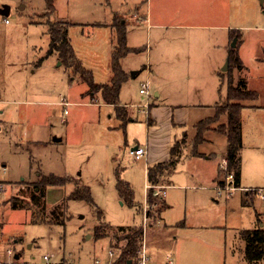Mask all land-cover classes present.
I'll return each mask as SVG.
<instances>
[{
	"label": "rangeland",
	"instance_id": "1",
	"mask_svg": "<svg viewBox=\"0 0 264 264\" xmlns=\"http://www.w3.org/2000/svg\"><path fill=\"white\" fill-rule=\"evenodd\" d=\"M133 1L55 0L52 13L45 0H0V9L9 8L7 16L0 15V264H45L44 256L50 264H106L109 251L114 264L125 244L117 232L121 226L145 229L153 264H166V258L174 264H246L238 232L264 229V115L241 112L242 192L219 198L212 188L226 146L220 133L207 134L208 142L197 147L199 157L192 155V125L202 110L197 106L227 102L229 65L213 68L204 55L212 41L217 47L210 58L225 57L220 33L131 25ZM233 4L234 26L264 28V0ZM121 20L127 24L130 50L119 61L126 78L118 101L126 121L100 93H88L79 75L55 55L45 57L48 23H67L75 59L93 83L109 84L116 43L111 26L116 28ZM255 71L249 67L246 78L258 90V105H264V83L250 78ZM146 83L148 96L139 93ZM61 99L70 104L66 115L58 105ZM213 115L205 111L203 117ZM185 135L181 158L163 174L164 185H156L169 184L166 196L147 191L148 162L167 160L171 147ZM136 146L149 155L134 160L128 152ZM50 175L69 183L47 189L42 211L33 204L28 185ZM219 179L224 175L218 170ZM118 184L129 186L131 203L119 195ZM84 188L89 200L66 199L74 190L83 194ZM147 192L152 205L146 204ZM16 194L18 200L12 199ZM149 228L154 229L149 233Z\"/></svg>",
	"mask_w": 264,
	"mask_h": 264
},
{
	"label": "trees",
	"instance_id": "2",
	"mask_svg": "<svg viewBox=\"0 0 264 264\" xmlns=\"http://www.w3.org/2000/svg\"><path fill=\"white\" fill-rule=\"evenodd\" d=\"M54 1L55 0H45L46 8L52 13L54 11ZM68 27L69 24L64 22L48 23L46 34L49 37V45L45 57L55 55L67 69L71 70L73 74L79 75L81 82L88 86V93H100L103 102L115 107L118 117L123 116L126 121L127 118L123 110L124 107H120L118 101L122 82L126 78L123 70L120 68L119 61L124 58L128 52L130 53V50L126 48L125 28L123 26H117L114 28L116 43L112 47L111 52V79L109 84L98 85L93 83L90 72L85 70L80 65L79 61L75 59L68 37ZM228 57L229 70L232 68H236L237 70L242 69V64L234 49H230ZM228 73L230 75V71ZM254 97L255 95L253 92L247 90L246 84L243 80L239 79L236 84H234L232 78L228 76L226 104L214 106V116L200 120L193 126L194 136L192 140V155H197V147L208 141L206 135L210 134V132L220 133L224 137L226 142L225 158L228 161V172L233 173L235 186L237 188H239L240 152L242 149L240 111L244 108L243 102L251 101ZM220 120H222V122L217 128H211L214 123H217ZM184 147V140L175 142L170 149V156L167 162L146 168V178L149 185L156 186L158 184L159 178L181 158ZM67 183H69L67 179L52 175L38 178L36 182L28 185L29 190L31 191L30 196L33 204H36L42 211H44V199L46 197L47 189L54 187L61 188ZM84 190L85 192L83 194L74 190V192L70 193L66 199L68 201L89 200V191L87 188H84ZM117 191L124 200L131 203L132 191L127 184H118ZM18 193H20V191H18ZM17 196L18 195L16 194L12 199H15V197L17 198ZM34 200H38V203ZM146 203L148 205L154 203L150 192H147ZM160 204L164 205V200H161ZM147 214L149 217V213ZM32 221H35L34 217ZM99 226L100 225L94 228L96 234H98ZM117 232L122 235L121 237L125 241V244L119 249L120 254L117 256L114 264H135L137 251L143 239L142 228L135 226H121L117 227ZM98 238H100L99 235L96 239ZM239 239L244 243L243 256L246 264H259L264 258V230L253 229L241 231L239 232Z\"/></svg>",
	"mask_w": 264,
	"mask_h": 264
},
{
	"label": "crops",
	"instance_id": "3",
	"mask_svg": "<svg viewBox=\"0 0 264 264\" xmlns=\"http://www.w3.org/2000/svg\"><path fill=\"white\" fill-rule=\"evenodd\" d=\"M233 7H234L233 0H134L133 7H131L132 15L129 16L128 23L131 25H136V26L142 25L148 28L149 30H173V31L181 30L182 31L186 29H189V30L198 29V30L216 31L220 33L222 44L224 43L227 46L225 57H222L220 60L215 59L213 57L210 58L211 54L215 53L216 47H217L216 44L213 43L212 41L207 42V46L204 51V55L207 56L208 60H211L210 63H211V67L213 68H215L216 66L220 64H223V62L226 63V61H228V65H229L228 55H229L230 49L232 50L233 48L228 47V46L230 42H232V40L236 38V46L234 50H235V53L238 59L240 60L242 64V69L237 70L236 68H232L229 76L232 78V81L234 84H236V82L239 79L243 80L246 84L247 90H249L250 92H253V94L255 95L253 100L248 101L250 104H246V106L244 104V108L242 110H248L254 113L257 112V113L264 115V105H258V100H259L258 90L254 89L246 78L248 76L247 71L249 67L254 66L256 68V71H255L256 77L252 76L250 78L252 79V81L258 79V83H264V28L254 27V26H244V25L234 26L232 24L233 23V10H234ZM121 21L119 23L122 26L124 24L123 27L125 28V25L127 24L124 23V20H121ZM121 25L119 26L121 27ZM111 28L112 30L115 28L114 23L111 26ZM146 67L147 69L150 70V65H147ZM218 75L222 76L221 74H218ZM155 97L159 98L160 95L156 93ZM197 107L199 109H202L203 111L199 110L200 113L202 112L201 115L199 112H197L199 118L197 119V121L193 123L192 127L194 126V124H196L200 120L212 117V116L203 117L205 111L213 112L214 114V109L212 106L198 105ZM193 109H196V108H193ZM242 110L240 111L241 139H242V122H241ZM148 116H149V113H148ZM149 120H151V123L153 124V120L150 118V116L148 117V121ZM151 123H148V126L151 125ZM186 136L187 135H185L183 139L185 142V145H186V139H185ZM242 149H243V139H242ZM242 149H241V152H242ZM241 152H240V158H241ZM147 155H149L148 151H147L146 156ZM169 156L170 155L168 153V158L165 161H158V160L149 161L148 163H150L151 165L150 164H149L150 166L147 165L146 168L151 167L153 165L162 164L164 162H167L169 159ZM193 156L199 157L198 153L197 155H193ZM221 156H225V150ZM204 157H205L204 158L205 160L211 159L207 155H205ZM215 157L216 155H214L213 158ZM218 163L219 161L216 164V174L212 179V182H213L212 188L216 187L218 184L221 183L220 179L216 181L217 173H218V170H217ZM240 167H241V159H240ZM146 168H145V173H146ZM3 170L5 172V168ZM240 174H241V171H240ZM163 178L164 176L159 178L157 185H164L163 182H161ZM166 184H167L166 187L168 188L169 184L168 183ZM148 185L149 183L147 182V186ZM238 187H239L238 191L242 192L243 188H241V175L239 178ZM244 197L245 199L242 200L243 204L247 203V200H248L246 193H244ZM163 206L164 207L162 208V210L168 207L165 200H164ZM162 210L159 211V217H160L161 222H162V218H161ZM160 228H163V225ZM153 229L154 228H149V233ZM253 229H261V227L253 228ZM239 232H241V230ZM239 232L237 234L238 239H239ZM243 250H244V243H243ZM169 260H171L172 262L171 264H174L173 260L170 258H166L165 260L166 264H168ZM108 262H109V258H108Z\"/></svg>",
	"mask_w": 264,
	"mask_h": 264
},
{
	"label": "built area",
	"instance_id": "4",
	"mask_svg": "<svg viewBox=\"0 0 264 264\" xmlns=\"http://www.w3.org/2000/svg\"><path fill=\"white\" fill-rule=\"evenodd\" d=\"M5 23H8L7 21H5ZM139 93L141 95H146L148 96V92H147V83L145 85H142V88L139 90ZM59 105L61 107H63V115H66L67 110L66 108L70 105L65 99H61L59 102ZM144 108H148V105H144ZM147 154V150L136 146V149H131L128 152V155L130 157H132L134 160H140L141 158L145 157ZM218 170L220 171L221 174L224 175V179L221 180V183L218 184L216 187H214L215 192H216V196L217 197H222L223 195L225 196H231L234 192L238 191L239 188H237L235 186V178L233 173L228 172V161L226 160L225 156L223 158H221L219 160V163L217 165ZM166 188L167 187H159V186H152V185H148L146 190H152L154 189L156 192V195H159L161 197H165L166 196ZM260 192V194H258L261 198H263V196H261L262 191L258 190ZM147 204V203H146ZM146 213L144 214L143 217V226H146ZM143 230V239H142V243L139 246V249L137 251V259H136V263L135 264H153L150 256L147 255V248H146V243H145V229L142 228ZM11 253V252H8ZM107 256L109 258V262H107L106 264H112L111 260L114 257V253L109 251L107 253ZM43 260L45 261V264H50V259L49 256H44ZM171 260L168 261V264H171ZM94 264H101L99 261H95Z\"/></svg>",
	"mask_w": 264,
	"mask_h": 264
},
{
	"label": "water",
	"instance_id": "5",
	"mask_svg": "<svg viewBox=\"0 0 264 264\" xmlns=\"http://www.w3.org/2000/svg\"><path fill=\"white\" fill-rule=\"evenodd\" d=\"M8 13H9V8L8 7L0 9V15L1 16H7ZM235 46H236V38H234L232 40V43H231L230 47L234 49ZM227 65H228V61H226L225 67H227ZM131 75H132V77H135L136 73H131ZM54 141L55 142H59V139H55ZM133 149H136V147L133 148ZM127 264H130V263H127Z\"/></svg>",
	"mask_w": 264,
	"mask_h": 264
}]
</instances>
